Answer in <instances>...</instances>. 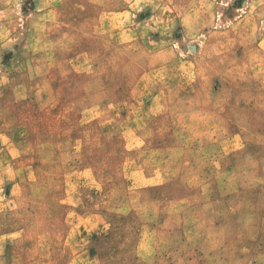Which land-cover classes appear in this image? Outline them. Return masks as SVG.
<instances>
[{"label":"rangeland","instance_id":"rangeland-1","mask_svg":"<svg viewBox=\"0 0 264 264\" xmlns=\"http://www.w3.org/2000/svg\"><path fill=\"white\" fill-rule=\"evenodd\" d=\"M0 264H264V0H0Z\"/></svg>","mask_w":264,"mask_h":264}]
</instances>
